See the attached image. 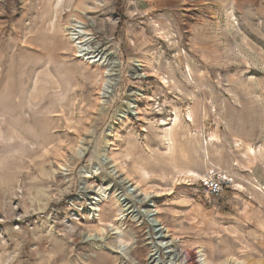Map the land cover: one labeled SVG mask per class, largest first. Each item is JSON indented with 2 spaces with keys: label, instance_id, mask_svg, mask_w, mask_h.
Returning <instances> with one entry per match:
<instances>
[{
  "label": "rangeland",
  "instance_id": "374dc122",
  "mask_svg": "<svg viewBox=\"0 0 264 264\" xmlns=\"http://www.w3.org/2000/svg\"><path fill=\"white\" fill-rule=\"evenodd\" d=\"M113 168L178 263L264 264V0H0V264H151Z\"/></svg>",
  "mask_w": 264,
  "mask_h": 264
},
{
  "label": "bare ground",
  "instance_id": "6f19581e",
  "mask_svg": "<svg viewBox=\"0 0 264 264\" xmlns=\"http://www.w3.org/2000/svg\"><path fill=\"white\" fill-rule=\"evenodd\" d=\"M77 17H78V15L75 13L73 15L72 19L70 20L69 24L66 25V27H65V30H66L67 34L69 35V38H71V39L72 38H80L83 35L84 30H85V24L81 20H79ZM81 22L84 25H81ZM85 44H86L85 42L82 43L83 46H85ZM84 49L85 48L81 47V50H84ZM137 64L139 65L138 62L136 63V65ZM136 75L138 76V74H136ZM125 103H126V105L124 106V109H123L124 113L123 114H132V112H133L132 110L135 107L136 102L131 97H128L125 100ZM217 137H219V136H217ZM250 152L253 153L254 152L253 149L250 148ZM103 164L108 166L107 160H106V162L103 161ZM109 167H111V166H108V169H109ZM109 174L118 178V183H120L118 185L121 189V191H120L121 194H120L119 198L122 201L123 206L125 207L127 213L131 214V216L134 219L138 220L139 222H141L142 219H147V221L149 223V227L151 228V234H153V237L155 238V241L153 242V244L151 246L152 247L151 261H150L151 264H162L161 256H160V252H161L162 247H164L166 249L165 251L168 253L167 257L170 256L169 259L173 260V262L175 264H180L181 262L183 263L187 256L181 255V252L179 251V249L175 245L172 249L170 248V244H171V242L175 241V238L170 235L168 229L156 217L157 216L156 214L158 211L157 208H155V209L145 208L144 209V206H135L134 201L128 198V196L131 194L130 190L128 188L129 180L126 177H123L121 175V172L119 170H117L116 168L110 169ZM136 200L141 202V203L143 202V200H141V199H136ZM92 236L94 237L95 240H97L96 238L98 235L94 236V234H91L88 236V238H90ZM124 250H125V248H124ZM123 253H125V252H123ZM198 253H199L200 264H209V261L207 260L206 255L203 252L202 248L198 250ZM178 261L179 262L181 261V262L178 263Z\"/></svg>",
  "mask_w": 264,
  "mask_h": 264
},
{
  "label": "built area",
  "instance_id": "2783aa9c",
  "mask_svg": "<svg viewBox=\"0 0 264 264\" xmlns=\"http://www.w3.org/2000/svg\"><path fill=\"white\" fill-rule=\"evenodd\" d=\"M210 195L216 197L223 193L225 188L230 185L231 180L226 175H209L202 180Z\"/></svg>",
  "mask_w": 264,
  "mask_h": 264
}]
</instances>
